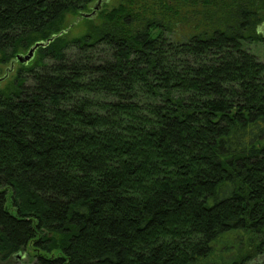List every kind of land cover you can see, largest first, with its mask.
Segmentation results:
<instances>
[{
  "label": "trees",
  "instance_id": "1",
  "mask_svg": "<svg viewBox=\"0 0 264 264\" xmlns=\"http://www.w3.org/2000/svg\"><path fill=\"white\" fill-rule=\"evenodd\" d=\"M95 1L0 0V262L264 264V0Z\"/></svg>",
  "mask_w": 264,
  "mask_h": 264
},
{
  "label": "rangeland",
  "instance_id": "2",
  "mask_svg": "<svg viewBox=\"0 0 264 264\" xmlns=\"http://www.w3.org/2000/svg\"><path fill=\"white\" fill-rule=\"evenodd\" d=\"M120 2V0H103L101 9L110 10L113 7L117 6V4ZM96 1L92 4L91 7L96 5ZM100 9V10H101ZM66 28L68 31V38H75L83 35L87 30V21L85 18H79L75 17L73 15H67L66 17ZM180 28V27H179ZM178 28V32H179ZM187 28V27H186ZM186 28L181 26V30L184 32L187 31ZM261 31L264 34V25L261 27ZM181 32V31H180ZM177 37H180V33H176ZM248 48L259 57L261 61L264 62V43H252L248 45ZM28 53H24L23 55H27ZM31 62V61H30ZM28 62L26 65L31 63ZM21 65L23 63H20ZM17 62L13 65H1L0 64V78H3L6 76L5 80L0 83V88L5 89L10 82L14 78L15 71L21 66ZM0 264H34V259L31 253L23 252L19 254L18 256L12 257L8 259L7 261L0 262Z\"/></svg>",
  "mask_w": 264,
  "mask_h": 264
},
{
  "label": "water",
  "instance_id": "3",
  "mask_svg": "<svg viewBox=\"0 0 264 264\" xmlns=\"http://www.w3.org/2000/svg\"><path fill=\"white\" fill-rule=\"evenodd\" d=\"M102 3H103V0H98L96 5L94 6L93 8V11L91 13H84L82 14V18H85V19H93L94 17H96L97 13L100 11L101 7H102ZM56 38L55 37H52L49 41H47L46 43H39V44H36L33 48L30 49V51L28 52L27 55H20L18 56L17 58V61L20 62V63H23V64H26L28 62H30L33 58H34V55H35V52L36 50L39 48V47H42V46H45V45H48L51 41H53L54 39ZM6 78L3 77V78H0V83L2 81H4Z\"/></svg>",
  "mask_w": 264,
  "mask_h": 264
}]
</instances>
